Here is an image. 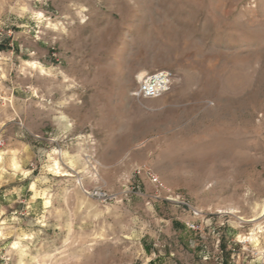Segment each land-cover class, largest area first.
<instances>
[{
    "label": "rangeland",
    "instance_id": "1",
    "mask_svg": "<svg viewBox=\"0 0 264 264\" xmlns=\"http://www.w3.org/2000/svg\"><path fill=\"white\" fill-rule=\"evenodd\" d=\"M0 264H264V0H0Z\"/></svg>",
    "mask_w": 264,
    "mask_h": 264
},
{
    "label": "built area",
    "instance_id": "2",
    "mask_svg": "<svg viewBox=\"0 0 264 264\" xmlns=\"http://www.w3.org/2000/svg\"><path fill=\"white\" fill-rule=\"evenodd\" d=\"M174 82V74L171 70H157L137 77V86L133 95L141 99H157L168 93ZM104 192L95 190L94 196L102 198Z\"/></svg>",
    "mask_w": 264,
    "mask_h": 264
},
{
    "label": "bare ground",
    "instance_id": "3",
    "mask_svg": "<svg viewBox=\"0 0 264 264\" xmlns=\"http://www.w3.org/2000/svg\"><path fill=\"white\" fill-rule=\"evenodd\" d=\"M147 72L146 71H142L141 73H140V76H143V75H145ZM250 238H254V236H253V234H252V236L250 237Z\"/></svg>",
    "mask_w": 264,
    "mask_h": 264
}]
</instances>
